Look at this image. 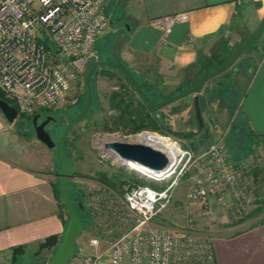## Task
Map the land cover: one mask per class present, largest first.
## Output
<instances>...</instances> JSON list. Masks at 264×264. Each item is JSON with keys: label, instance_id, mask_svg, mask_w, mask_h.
I'll use <instances>...</instances> for the list:
<instances>
[{"label": "built area", "instance_id": "obj_1", "mask_svg": "<svg viewBox=\"0 0 264 264\" xmlns=\"http://www.w3.org/2000/svg\"><path fill=\"white\" fill-rule=\"evenodd\" d=\"M112 1L0 0V91L18 116L56 106L77 75L97 60L95 43L109 29L106 5ZM187 18V12H178L153 17L149 25L168 35L175 23ZM260 39L264 60V29ZM160 136L169 144L163 150L168 163L162 168L125 160L111 151L113 163L138 179L121 194L133 222L109 241L104 240L107 232L90 236L67 264H100L104 258L107 264H216L210 233H197L192 215L167 232L149 228L151 221L193 167L201 173L194 177L187 198L199 204L202 215L211 214L215 205L226 209L230 218H242L255 200L254 173L264 167V152L247 164L230 160L221 139L193 152L176 138ZM116 196L110 186H87L83 198L99 226L123 220Z\"/></svg>", "mask_w": 264, "mask_h": 264}, {"label": "crops", "instance_id": "obj_2", "mask_svg": "<svg viewBox=\"0 0 264 264\" xmlns=\"http://www.w3.org/2000/svg\"><path fill=\"white\" fill-rule=\"evenodd\" d=\"M106 12L113 32L105 59L125 63L152 98L153 92L162 96L180 92L217 67L207 64L212 62L211 48L218 46L217 53L232 51L248 38L264 17V0H114ZM178 12H187L188 18L175 23L168 35L149 25L153 17ZM259 44L227 69L234 68L235 86L223 74L208 80L211 84L207 81L199 94L206 90L210 101L225 99L222 95L233 92L243 80L240 115L253 150L264 147V61ZM107 68L98 67L95 73ZM14 123L0 112V258L14 247L28 249L51 235L60 238L66 223L59 213L52 150L33 135H20ZM230 222L223 224L226 229L236 227ZM229 232L210 233L216 264H264V223Z\"/></svg>", "mask_w": 264, "mask_h": 264}, {"label": "rangeland", "instance_id": "obj_3", "mask_svg": "<svg viewBox=\"0 0 264 264\" xmlns=\"http://www.w3.org/2000/svg\"><path fill=\"white\" fill-rule=\"evenodd\" d=\"M111 20L114 24H117V20L114 17H112ZM111 32H113V27L110 22L108 31L95 43V51L98 56L97 60H103L108 56L110 42L112 40ZM259 41V46H261L262 49L263 44L261 39L257 42ZM255 45L256 43H254L253 47ZM217 47L218 46H213L211 48V53L213 55L212 62L207 63L211 64L210 66L213 65L212 67L223 62L231 51L226 50L223 53H217ZM261 61L263 62L264 60ZM240 65L242 66V64ZM86 68L82 73L77 75L70 86L69 92L62 101L56 106L38 110L33 114H40L39 121L43 120L46 116H51L55 119L51 124L49 123L50 126L59 124V131L56 133L55 141H58L60 138L66 125V119L75 114L85 103L86 88L84 75ZM225 72L228 78L224 80L227 81L232 78V81H229V83L235 86L234 68L226 70ZM219 77L221 76L218 75L214 78L217 80ZM213 81L214 80H211V82ZM208 82V85L211 84L210 81ZM243 84L242 80L241 84L238 85L239 87L233 92L226 93L225 95L223 94L222 96H224L225 99L218 96L210 101L208 93H206L205 90L199 97V101H201L200 106L202 105L204 110V112H202L204 113L203 121L205 127L203 126L204 129L202 127V130L189 137H184L181 134L189 131L190 126L192 128L194 126L195 128L192 95L183 97L185 101L181 103L179 102L180 99L171 103L174 106H178V113L171 114L170 108H163L162 111H160L161 115L165 117V121L171 123L170 126L173 132L170 130L158 131L144 129L141 132L128 133L126 129L119 127V124L114 122L113 116L117 114L118 110L108 102L111 91L118 90L121 85L128 88V84L124 77L113 69L107 68L101 73H95L92 77V108L84 119L72 125L62 146L71 167L72 176L69 184V194L74 201L77 215L82 224V232L77 239L76 250L79 248V244L80 246L84 245L85 241L90 236L98 234L99 231L107 232V234H104V240L109 241L121 234L133 222V217L129 215L124 204L121 202V194L126 186L137 183L138 179L130 172H126L123 168L113 163V157L110 155L112 150L104 147L105 142L113 140L135 142L132 140L137 134L142 132H153L176 138L182 146L196 152L206 149L211 144L220 140L218 138L217 140L215 138L216 136H222L221 140L224 141L225 146L228 148L229 158L234 162L241 161L250 164L251 161L256 158L258 151L263 153V146H261L262 149L259 150L252 149L251 138L240 115L241 97L245 90ZM189 86H191V84H189L188 87ZM182 90H184V88ZM175 93H177V90L163 96L160 92H153L152 99L154 101H160ZM208 104H210V106ZM207 105L209 107L206 109ZM33 115H19L14 121L13 128H16L18 133L22 136H26L24 134H27V136H34V130L31 125ZM53 172L58 176L56 182V197L59 201V213L64 219V222H67V210L59 200L61 175L59 174L57 161L56 169ZM200 173V168L193 167L182 176L172 194L170 202L153 217L149 228L156 231L167 232L185 223L188 215L194 217L197 233L204 236H206V233H212L217 230L235 232L252 225L264 223V169L257 172L255 176L257 187L255 188L254 202L249 206L242 218L236 220L230 218L226 209L215 205H213L214 208L211 214L207 216L202 215L199 204L187 198V192L192 186L194 177ZM97 183L110 186L118 196H116L117 201L115 205L118 207L117 209L122 212L124 218L118 223L112 222L116 223L113 224L112 228L109 227L112 223L108 224L107 222L99 226L98 220H95L93 212L84 201L83 194L87 190V186ZM78 201L82 202L84 206L83 209L78 208ZM230 221L236 225L234 229H226V225H223ZM51 255L50 249H39L37 246H31L25 249L22 254L18 255L15 260L12 259L11 254L2 256L0 258V264H45ZM100 264H107V258H104Z\"/></svg>", "mask_w": 264, "mask_h": 264}, {"label": "water", "instance_id": "obj_4", "mask_svg": "<svg viewBox=\"0 0 264 264\" xmlns=\"http://www.w3.org/2000/svg\"><path fill=\"white\" fill-rule=\"evenodd\" d=\"M264 29V17L259 22L254 32L239 43L230 54L220 63L217 67L206 70L203 72L196 83L192 86L177 92L163 100L154 101L142 88L141 84L135 77L132 70L123 62L108 58L104 60H94L86 68L84 75V82L86 88V100L84 105L72 116L66 119L64 130L58 139L55 141L51 132L46 128L50 120H54L51 116H46L43 120L39 121L40 114L36 113L31 120V125L34 130V136L49 149L52 150L59 167V174L61 175L60 183V196L59 200L64 203L68 213V221L64 227L62 235L58 244L56 245L52 255L45 264H67L74 256L76 249V242L82 232V224L77 215L75 204L69 194V184L71 180V167L69 160L63 150V142L73 124L81 121L90 112L93 104L92 92V77L98 67H108L115 69L121 73L124 79L134 89L139 98L150 108L152 111H157L185 96L193 95V108L195 120L198 123L199 129L204 126L202 111L199 101V94L203 85L211 78L218 76L226 71L234 64L236 59L254 43H256L262 35ZM0 112L8 122H14L18 117V112L14 106L9 104L5 99L0 98ZM106 149L112 150L119 157L125 160L134 161L145 165L150 168H162L168 163V158L165 153L150 144L142 142H129L113 140L104 143ZM77 206L83 209L82 202L78 201Z\"/></svg>", "mask_w": 264, "mask_h": 264}, {"label": "trees", "instance_id": "obj_5", "mask_svg": "<svg viewBox=\"0 0 264 264\" xmlns=\"http://www.w3.org/2000/svg\"><path fill=\"white\" fill-rule=\"evenodd\" d=\"M251 47H249V48H251ZM117 72H119V71H117ZM225 73L226 72L224 71L223 73L220 74V76L225 74ZM126 83L128 84V88H126L124 85H121L118 90L111 91L109 94V97H108V102L110 103V105L116 107V109L118 110L117 114L113 116L114 122L116 124H119L118 125L119 127L126 129V131H128V133L141 132L144 129L158 130V131L159 130L160 131L170 130L173 132V130L171 129V126H170L171 123H168L165 121V117L161 115L160 111H162L163 108H170L171 114H173V113L176 114L179 112L178 106H174L172 104H169V105H167V106H165V107H163L157 111H152L139 98L137 93L134 91V89L129 85V83L127 81H126ZM0 98L4 99V96H3L1 91H0ZM183 101H185V98H182L179 100L180 103ZM192 103H193V101H192ZM200 103H201V101H200ZM193 118H194L195 128H194V126H193V128L190 126L189 131L181 134L184 137H189L190 135L197 133L198 131L202 130V128L199 129L198 123L195 120L194 108H193ZM169 122H170V120H169ZM204 127H205V125H204ZM204 127H203V129H204ZM24 135H27V134H24ZM52 137L55 140L56 135H53V133H52ZM65 140H66V138H65ZM262 169H264V167L260 168L258 171H256L254 173V175L256 176V173ZM63 205H64V203H63ZM76 211H77V209H76ZM66 223H65V225H66ZM59 240H60V238H57V236L51 235V236L46 237L41 242H39L37 247L39 249H50L51 253H53V251H54L56 245L58 244ZM25 249L26 248L24 246H17V247L12 248V250H11L12 259L15 260L18 257V255L22 254L25 251Z\"/></svg>", "mask_w": 264, "mask_h": 264}, {"label": "bare ground", "instance_id": "obj_6", "mask_svg": "<svg viewBox=\"0 0 264 264\" xmlns=\"http://www.w3.org/2000/svg\"><path fill=\"white\" fill-rule=\"evenodd\" d=\"M132 141L150 144L156 148L161 149L162 151L169 146L164 138H162L159 134L153 132H142L140 134H137Z\"/></svg>", "mask_w": 264, "mask_h": 264}, {"label": "flooded vegetation", "instance_id": "obj_7", "mask_svg": "<svg viewBox=\"0 0 264 264\" xmlns=\"http://www.w3.org/2000/svg\"><path fill=\"white\" fill-rule=\"evenodd\" d=\"M52 121H55V119L54 120H50L49 123L51 124ZM49 123L47 124L46 128L48 130H50L53 133V135H55L54 133H58V131H59V124L58 125L50 126Z\"/></svg>", "mask_w": 264, "mask_h": 264}]
</instances>
